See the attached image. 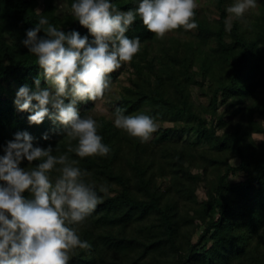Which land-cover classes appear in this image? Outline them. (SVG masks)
Returning a JSON list of instances; mask_svg holds the SVG:
<instances>
[{
  "label": "trees",
  "instance_id": "1",
  "mask_svg": "<svg viewBox=\"0 0 264 264\" xmlns=\"http://www.w3.org/2000/svg\"><path fill=\"white\" fill-rule=\"evenodd\" d=\"M113 2L120 10L137 6V0ZM231 2L210 0V15L196 9L198 27L183 36L174 31L158 38L139 18L129 27L126 35L139 36L141 48L126 63L130 85L110 103L113 111L148 114L160 126L141 142L116 128L112 116L93 117L110 152L85 158L69 153L87 169L86 180L108 188L79 228L91 249H78L69 264H264V141L251 137L264 133L258 123L264 121V0L256 13L226 22ZM71 3L0 0V149L18 131L59 153L75 147L47 117L30 124V113L13 103L18 89L33 87L41 72L22 44L39 14L65 32L87 34L73 20ZM77 107L83 116L94 111L92 101ZM166 118L183 124L165 127ZM44 133L48 140L41 139Z\"/></svg>",
  "mask_w": 264,
  "mask_h": 264
},
{
  "label": "clouds",
  "instance_id": "2",
  "mask_svg": "<svg viewBox=\"0 0 264 264\" xmlns=\"http://www.w3.org/2000/svg\"><path fill=\"white\" fill-rule=\"evenodd\" d=\"M257 2L232 0L225 9L226 22L242 19ZM198 7L197 0H137L135 8L120 10L113 0H72L71 15L87 29L85 35L65 32L39 14L22 44L41 72L33 87L25 84L18 89L13 103L18 111L30 113V124L39 125L47 117L76 144L59 153L56 146L41 147L29 132L18 131L0 149V264H69L78 249H91L79 228L108 188L86 180L87 169L69 153L103 157L110 147L98 134L97 120L81 115L77 105L103 97L112 86L110 74L139 52L140 37L126 35L137 18L163 38L177 30L196 29ZM40 32L44 35L38 36ZM42 79L46 87H41ZM111 116L116 128L141 142L158 129L148 114H125L117 107ZM41 139L48 140V134ZM22 161L28 162L26 167L20 166Z\"/></svg>",
  "mask_w": 264,
  "mask_h": 264
},
{
  "label": "rangeland",
  "instance_id": "3",
  "mask_svg": "<svg viewBox=\"0 0 264 264\" xmlns=\"http://www.w3.org/2000/svg\"><path fill=\"white\" fill-rule=\"evenodd\" d=\"M197 3L199 5V7L197 8V10L201 11L203 10L204 12L206 11L207 14H211L209 13L207 10L208 8H210V0H197ZM260 5V0H258L257 2V6L255 8H252L250 9L249 11H247L245 14H248V12H253V13H256L257 10H258V7ZM60 8L63 9V11L69 13L70 10L69 8L65 5V3L62 1L60 2L59 4ZM179 32L180 33V36H183L182 34H185V33H182V32H189V33H194V29L192 30H188V31H181V30H177L175 31V33ZM127 62H124L122 64V67L117 69L115 72H114V78L112 79V86H111V89L109 91H106V93L104 94L103 97L101 98H98L97 100L95 101H92L93 104H94V111L91 113V116L92 117H98V116H105L107 118H110L111 117V113L113 111V108H114V105L115 104H111L110 103V97L114 96V95H118L120 93V90L122 89L123 86H129L130 85V79L132 78V69H129L127 67ZM197 101L199 104H203L205 103V99H201V98H197ZM220 111H222L221 107H220ZM168 122H166L164 124L165 127H175V128H178L180 125H182L183 123L181 122H173V121H169L168 118L164 119ZM258 123L261 124L262 128L264 129V121L263 120H260ZM163 124V122H162ZM158 126H160V123H158ZM252 139H254L256 142H260V141H264V133H258V134H252L251 135ZM153 136H151L150 139H152ZM176 135H174L173 137L171 136V140L172 141H176V140H173V139H176ZM149 139V140H150ZM170 140V141H171ZM234 164V166L237 165V161L234 160V162H232ZM236 176H233L231 177V179H236L234 178ZM163 188L168 192H170L172 190L171 188V185L170 183L167 181L164 182V185H163ZM198 195L200 198H203L204 197V190L203 188H199L198 190Z\"/></svg>",
  "mask_w": 264,
  "mask_h": 264
}]
</instances>
